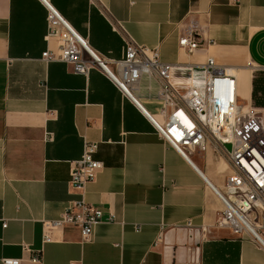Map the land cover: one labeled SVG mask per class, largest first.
<instances>
[{"label": "crops", "instance_id": "crops-1", "mask_svg": "<svg viewBox=\"0 0 264 264\" xmlns=\"http://www.w3.org/2000/svg\"><path fill=\"white\" fill-rule=\"evenodd\" d=\"M51 1L108 57L126 54L111 15L167 63L213 57L235 67L239 102L264 118V0ZM189 25L200 42L192 53L179 44ZM46 35L41 0H0V264H264L263 243L218 226L223 203L212 186L232 167L212 140L183 155L148 117L163 121L155 82L148 90L142 78L136 104L98 69L85 76L46 62L58 47ZM86 141L98 143L104 167L84 197L103 221L91 241L70 225L45 243L44 221L80 198L69 179Z\"/></svg>", "mask_w": 264, "mask_h": 264}, {"label": "built area", "instance_id": "built-area-1", "mask_svg": "<svg viewBox=\"0 0 264 264\" xmlns=\"http://www.w3.org/2000/svg\"><path fill=\"white\" fill-rule=\"evenodd\" d=\"M41 1L47 10L46 37L58 41L57 49L45 51L42 58L46 62H64L75 73L85 76L92 69H98L136 104L142 78H148V90L155 82L163 121L148 117L159 136L183 155L194 149L204 150L211 139L232 167L222 186H212L223 203L218 226L264 244L261 239L264 231V118L261 111L240 105L234 71L218 64L213 57L193 65L167 63L161 59L157 47L138 43L111 15L114 30L123 35L126 54L120 59L108 57L94 49L51 0ZM179 44L189 53L200 47L194 25L187 27ZM46 138L51 139L52 133L47 132ZM226 144L231 145L230 150ZM97 150L98 143L86 141L82 156L73 161L69 186L80 198L72 201L59 218L44 221L45 243L52 241L53 230L70 225L80 229L83 242L91 241L96 225L103 221V210L84 197L87 185L95 181L104 167L96 159ZM5 262L20 263L18 259H5ZM72 264L84 263L74 261Z\"/></svg>", "mask_w": 264, "mask_h": 264}, {"label": "rangeland", "instance_id": "rangeland-1", "mask_svg": "<svg viewBox=\"0 0 264 264\" xmlns=\"http://www.w3.org/2000/svg\"><path fill=\"white\" fill-rule=\"evenodd\" d=\"M240 105H242V106L245 107L244 102H240ZM249 108H250V107H245V109H249Z\"/></svg>", "mask_w": 264, "mask_h": 264}, {"label": "water", "instance_id": "water-1", "mask_svg": "<svg viewBox=\"0 0 264 264\" xmlns=\"http://www.w3.org/2000/svg\"><path fill=\"white\" fill-rule=\"evenodd\" d=\"M226 148L230 150L231 149V145L230 144H226Z\"/></svg>", "mask_w": 264, "mask_h": 264}, {"label": "bare ground", "instance_id": "bare-ground-1", "mask_svg": "<svg viewBox=\"0 0 264 264\" xmlns=\"http://www.w3.org/2000/svg\"><path fill=\"white\" fill-rule=\"evenodd\" d=\"M230 67H231V66H230ZM231 69H233L234 71H236V68H235V67H233V66L231 67Z\"/></svg>", "mask_w": 264, "mask_h": 264}]
</instances>
